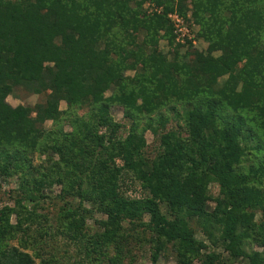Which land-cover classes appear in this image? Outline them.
Returning a JSON list of instances; mask_svg holds the SVG:
<instances>
[{
    "label": "trees",
    "instance_id": "trees-1",
    "mask_svg": "<svg viewBox=\"0 0 264 264\" xmlns=\"http://www.w3.org/2000/svg\"><path fill=\"white\" fill-rule=\"evenodd\" d=\"M171 15L206 48L182 52ZM18 88L45 100L13 107ZM11 181L0 264H63L71 247L90 264H264V0H0Z\"/></svg>",
    "mask_w": 264,
    "mask_h": 264
},
{
    "label": "rangeland",
    "instance_id": "rangeland-1",
    "mask_svg": "<svg viewBox=\"0 0 264 264\" xmlns=\"http://www.w3.org/2000/svg\"><path fill=\"white\" fill-rule=\"evenodd\" d=\"M143 9L144 10H148L150 11L151 10V7L148 5V4H144L143 5ZM190 24V23H189ZM184 25L187 27L188 25H186L184 23ZM188 29V27H187ZM189 32L188 33H185V36H182L180 33H178L176 35V39H175V42L176 43H179L180 45L184 46L182 52L184 51H187V50H195V49H198V50H202V49H205L206 48V43L202 40V39H199L196 37V32L198 31V26L196 25H192L190 27V29H188ZM187 40H191L192 42V47H189V45L187 44ZM172 49V47H170L166 41L161 40L159 42V50H161L164 54H170V50ZM127 76H132V72H128L126 73ZM45 100V94L43 95H39V96H36V95H31V96H26V92L24 91V89L22 88H18V89H15L14 91V94L12 96H9L7 98V102L15 107V106H18V105H31V106H34L36 103H42L44 102ZM60 108L61 109H65V104L63 102H61L60 104ZM112 115L114 117V119L118 122H122L123 121V110L122 108L120 107H114L113 110H112ZM172 124V122L169 124V126ZM176 124H181V122H178L176 123L175 121V125ZM47 127L50 126V123L48 122L46 124ZM145 138H146V141H147V146L148 148H146V153L151 155L152 157L157 153V144H156V141H154L152 135L147 132L145 134ZM11 185V187H14L15 186V181H11L10 184H7V183H3V188L0 190V208L3 206V201L6 200V196H5V193H4V189H8L9 186ZM16 187V186H15ZM124 189H127L128 190V194H131V195H136V191L138 192L139 191V186L138 185H135V186H128L127 188L124 187ZM134 189L136 191H134ZM59 191V188L58 187H53L51 189V191L47 190L46 193L47 194H50L52 193L51 196L53 195H56ZM216 191V188L211 186L210 187V192H215ZM54 200V199H53ZM54 203V202H52ZM48 204V202L45 203V208H46V214L50 217H54L56 215V212L60 206V203H55V204ZM92 221L89 220L88 221V224H89V227L91 228L92 232L95 230L92 226ZM197 237L200 239V236L197 235ZM57 241H58V244H62V240L57 238ZM13 244H17V242H13ZM44 250H47V247L44 249ZM69 254H75L76 258L74 257H71V258H67L68 259V262L67 261H63V264H90L89 261L87 262V259L84 257V250H83V247L82 249H76L75 247H71L69 248ZM28 253L32 254L33 252L31 250H28L27 251ZM42 252V251H41ZM137 255V259L136 261L134 262V264H148L147 260L146 259H143V252L140 251V252H137L136 253ZM47 258V257H45ZM34 261L36 264H43V262L41 261V259L39 258H34ZM159 264H175L174 262V259H172L171 256H168V258L165 260L164 258L161 259L160 263Z\"/></svg>",
    "mask_w": 264,
    "mask_h": 264
},
{
    "label": "built area",
    "instance_id": "built-area-1",
    "mask_svg": "<svg viewBox=\"0 0 264 264\" xmlns=\"http://www.w3.org/2000/svg\"><path fill=\"white\" fill-rule=\"evenodd\" d=\"M173 21H174V26H175V31L174 33L177 35L178 33H180L182 36H185V33H188L189 30L187 29V27L184 25L183 21L181 20V18H179L176 15H171L170 16Z\"/></svg>",
    "mask_w": 264,
    "mask_h": 264
}]
</instances>
